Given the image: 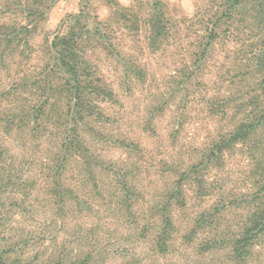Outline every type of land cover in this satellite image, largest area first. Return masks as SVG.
I'll return each instance as SVG.
<instances>
[{
  "label": "rangeland",
  "instance_id": "374dc122",
  "mask_svg": "<svg viewBox=\"0 0 264 264\" xmlns=\"http://www.w3.org/2000/svg\"><path fill=\"white\" fill-rule=\"evenodd\" d=\"M31 4L0 61V264H264V0ZM76 32L78 120L50 49Z\"/></svg>",
  "mask_w": 264,
  "mask_h": 264
},
{
  "label": "trees",
  "instance_id": "16d2710c",
  "mask_svg": "<svg viewBox=\"0 0 264 264\" xmlns=\"http://www.w3.org/2000/svg\"><path fill=\"white\" fill-rule=\"evenodd\" d=\"M44 1L47 2L48 0H40V2H43V3ZM241 1L243 0H235V3H240ZM31 3H32V0L25 7L27 10L26 11L27 15L25 16L24 20L27 23L21 26H19V24H14L11 26L0 25V41L1 43L5 45V48L2 51H0V61L2 60V56L4 55V53L8 50V48L10 49L12 45L17 44L18 42H24V41L25 43H28L29 34H31L32 32L31 18H33L35 14L38 15V13L43 12L44 10L41 7H37V8L32 7ZM45 13L46 12L41 13L43 15L42 17H39L40 20L43 18V16H45ZM85 29L86 27H83V30ZM78 37H79L78 32H76L75 35L73 34L71 38H67V37L62 38L56 35L50 47L53 54L55 55L56 66L59 68V71L62 72L61 70H66V73L69 72V74H71L70 78L66 77L64 79L65 84L63 85V87L60 86L57 89H61L65 93H67L68 100L66 101V108L68 110V115L72 116L73 117L72 119H75V120H78V116L84 117V115H87V113L91 111L90 108H87L86 106L87 103L86 105H84V99H85V95L87 94L88 90H92L93 88H95L92 83L93 80L92 79L89 80V73H85V71L81 70L80 64L79 66L75 64V67L70 64L71 60L69 59V56L74 53L71 47V44L76 42V44L74 45H76V48L78 51L79 49L78 40L81 39V38L78 39ZM81 65L83 66V64ZM72 67L75 68V70ZM76 68H78V70ZM86 81H88V85ZM45 91H46L45 96L47 97H44V98L47 101V105H45L44 108L46 109L50 101L48 94L50 93V95L52 96L54 95V92H53L54 88L52 84L49 88L45 89ZM86 117L87 116H85L84 119ZM257 128L258 126H253V125H250L247 127H241L236 133L233 134L232 142L248 140L250 136L255 131H257ZM66 135H67V144L71 140L75 142H80L78 141V137H75L74 139H72L70 131L69 133L66 132ZM262 214H264V210L262 211ZM263 227H264V224L261 226L256 223L254 227L250 229L251 230L250 234L253 233L254 230L256 229L257 231L264 230Z\"/></svg>",
  "mask_w": 264,
  "mask_h": 264
}]
</instances>
